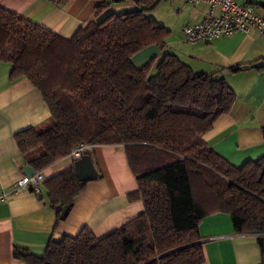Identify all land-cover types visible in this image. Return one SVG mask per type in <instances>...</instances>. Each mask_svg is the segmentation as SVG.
<instances>
[{"label":"trees","instance_id":"16d2710c","mask_svg":"<svg viewBox=\"0 0 264 264\" xmlns=\"http://www.w3.org/2000/svg\"><path fill=\"white\" fill-rule=\"evenodd\" d=\"M2 0H0L1 3ZM70 0H50L63 6ZM162 0H99L98 14L131 2L136 11L111 14L71 38L34 24L0 5V62L12 81L26 78L49 107L42 128L19 132L18 148L43 171L88 142L124 146L144 213L97 239L90 228L75 238L51 239L35 256L16 248L27 264H205L199 228L204 217L231 215L237 233L257 236L264 264V157L240 168L218 155L204 137L235 107L237 95L220 72H195L166 53L141 68L132 57L150 46L167 47L170 30L147 14ZM242 68V67H239ZM74 166L43 184L62 221L86 191Z\"/></svg>","mask_w":264,"mask_h":264},{"label":"crops","instance_id":"0c3cea01","mask_svg":"<svg viewBox=\"0 0 264 264\" xmlns=\"http://www.w3.org/2000/svg\"><path fill=\"white\" fill-rule=\"evenodd\" d=\"M235 1L241 6L253 7L264 16V0ZM98 3L99 0H70L56 6L50 0H2L0 5L64 38L73 37L79 28L102 22L111 14L138 10L131 2L115 3L100 15ZM156 10L161 13L155 14ZM208 11V6L162 0L154 9L152 19L170 30L167 47L144 48L132 61L141 68L157 57L173 53L195 72H220L235 91L237 101L234 109L215 123L204 140L218 155L240 168L264 157V38L253 30L246 35L236 33L208 43L186 42L183 28L206 19ZM11 69L10 64L0 62V194L8 192L21 178L29 177L26 171L33 168L21 154L15 136L32 127L42 128L51 118L40 91L26 78L12 81ZM226 71L230 72L224 74ZM91 150L98 180L87 184L86 191L59 224L43 184L74 166L69 156L41 171L45 182L40 192L10 195L8 202L0 204V264H27L13 256L16 248L41 256L51 239L75 238L84 228H90L100 240L144 213L143 201L130 202L127 198L138 187L124 146L97 145ZM199 234L205 264L263 262L257 236L237 233L231 215L217 213L204 217Z\"/></svg>","mask_w":264,"mask_h":264},{"label":"built area","instance_id":"2783aa9c","mask_svg":"<svg viewBox=\"0 0 264 264\" xmlns=\"http://www.w3.org/2000/svg\"><path fill=\"white\" fill-rule=\"evenodd\" d=\"M183 1L196 6H208V16L194 25H187L184 29L186 42L190 44L208 43L220 37H229L236 33L248 34L257 31L264 38V16L256 13L251 6H241L235 0H169ZM91 148L88 142L79 144L71 149L69 155L73 161L79 160ZM45 182L42 172L34 176L23 177L14 184L8 192L0 194V204L9 201L10 195H19L25 191L40 192Z\"/></svg>","mask_w":264,"mask_h":264},{"label":"water","instance_id":"95a60500","mask_svg":"<svg viewBox=\"0 0 264 264\" xmlns=\"http://www.w3.org/2000/svg\"><path fill=\"white\" fill-rule=\"evenodd\" d=\"M255 67L258 68L259 65L257 64ZM229 72L230 71H226L224 72V74H228ZM73 164H74L75 176L79 179L80 182L89 183L98 180L99 176L97 174L95 165L89 155L84 154L82 158H80L79 160H75ZM35 173L36 170L34 168H28L26 171V175L29 177L34 176ZM61 208H62L61 216L63 219H66L69 210L67 207H63L62 204L59 205V209Z\"/></svg>","mask_w":264,"mask_h":264},{"label":"rangeland","instance_id":"374dc122","mask_svg":"<svg viewBox=\"0 0 264 264\" xmlns=\"http://www.w3.org/2000/svg\"><path fill=\"white\" fill-rule=\"evenodd\" d=\"M153 13H154V11H153V12H149V13L147 14V16H148L149 18H152V14H153ZM156 13H157V14H160V13H161V10H160V11H159V10H158V11L156 10V11H155V14H156ZM133 64H134V63H133ZM134 66H135V65H134ZM135 67H136V66H135Z\"/></svg>","mask_w":264,"mask_h":264}]
</instances>
